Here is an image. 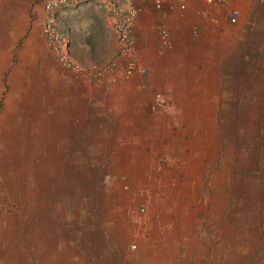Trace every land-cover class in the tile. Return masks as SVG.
Returning a JSON list of instances; mask_svg holds the SVG:
<instances>
[{
	"label": "crops",
	"instance_id": "0c3cea01",
	"mask_svg": "<svg viewBox=\"0 0 264 264\" xmlns=\"http://www.w3.org/2000/svg\"><path fill=\"white\" fill-rule=\"evenodd\" d=\"M135 3L144 71L94 81L46 46L43 0H0V264H264V0ZM59 21L77 62L113 56L97 1ZM156 161L164 194L218 176L223 201L154 218Z\"/></svg>",
	"mask_w": 264,
	"mask_h": 264
},
{
	"label": "built area",
	"instance_id": "2783aa9c",
	"mask_svg": "<svg viewBox=\"0 0 264 264\" xmlns=\"http://www.w3.org/2000/svg\"><path fill=\"white\" fill-rule=\"evenodd\" d=\"M89 0H43V22L41 32L46 46L57 60L75 73L86 72L91 80L99 81L104 73L114 71L118 65H122L125 77L136 72H143L144 68L140 65L135 47L134 29L137 22L139 8L135 0H95L97 1L110 17V23L117 36V46L112 57L106 63H93L82 65L71 55L67 36L62 32L59 12L62 8ZM216 5L223 4L225 0H210ZM179 6L184 8L183 0H178ZM156 9H161V0H153ZM162 10V9H161ZM237 12L231 13L230 20L235 22ZM161 42L167 44V31H160ZM162 103L159 99L158 105Z\"/></svg>",
	"mask_w": 264,
	"mask_h": 264
},
{
	"label": "rangeland",
	"instance_id": "374dc122",
	"mask_svg": "<svg viewBox=\"0 0 264 264\" xmlns=\"http://www.w3.org/2000/svg\"><path fill=\"white\" fill-rule=\"evenodd\" d=\"M190 148V147H189ZM189 148L185 147V151H187ZM153 166V169L151 171V177H147V182L149 184V187H147V208L149 209V212L152 214V216L155 218H158L161 211L159 204L160 202H166V203H175L178 205L179 212L181 211L185 217H183L187 223L186 225L190 224L192 214L195 212V204L197 205L198 201L202 203H206L205 206V212L207 213V203H217L220 201H223L225 190L229 187L224 185L223 179L216 176L214 178H209L207 176L201 177L200 179H194L197 183V181L200 182V193L197 194V192L193 193V187H192V178L186 177L184 179H178L179 181V190L180 192L177 193H170L164 194L161 191L162 185L161 183L166 180L163 177H160V170L156 169L160 166H163L164 163L162 161H156L150 163ZM216 165V163H215ZM217 166H219V163L217 162ZM183 181V183H182ZM222 183V184H221ZM203 184V186H202ZM155 185V186H154ZM155 189H154V188ZM212 187V194L209 193L208 188ZM236 188L235 186H233ZM155 190V191H154ZM198 190V189H197ZM151 191V192H150ZM154 191V192H152ZM238 191V188H237ZM65 203V201H64ZM157 206V208H155ZM15 213V212H14ZM202 214V213H201ZM207 216V214H206ZM13 217H19V215L16 213L13 214Z\"/></svg>",
	"mask_w": 264,
	"mask_h": 264
}]
</instances>
